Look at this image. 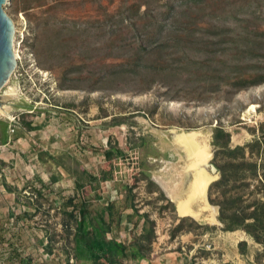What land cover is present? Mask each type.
Instances as JSON below:
<instances>
[{
	"label": "rangeland",
	"instance_id": "rangeland-1",
	"mask_svg": "<svg viewBox=\"0 0 264 264\" xmlns=\"http://www.w3.org/2000/svg\"><path fill=\"white\" fill-rule=\"evenodd\" d=\"M243 1L255 13L252 25L264 29V0H204L202 12L191 9L190 0H6L20 60L0 101L11 107L8 119L18 118L15 131H45L49 151L62 155L44 165L51 177L46 185L41 166L16 183L12 161L7 163L0 182L7 177L11 193L0 192V264H75L78 214L64 205L92 193L119 217L112 237L129 252L118 264H264L260 244L244 230L224 231L218 220L222 202L240 220L264 200V82L231 86L237 74L264 75V50L224 56L221 46L200 54L195 50L201 46L187 44L191 50L182 59L174 46L184 28H194L188 12L196 11L199 17L192 16L201 27L209 20L227 27L243 17L237 13ZM224 58L231 62L220 76L214 71ZM196 60L210 64L201 67ZM161 67L174 76H164ZM226 75L228 84L221 81ZM10 89L15 94L5 99ZM216 128L229 134L230 149L244 148L246 161L257 165L255 174L240 172L239 153L213 146ZM180 132L199 133L208 148L206 170L214 168L215 179L206 202L217 224L179 216L163 189L174 190L183 180L184 155L172 144ZM38 135L33 138L41 147ZM109 149L119 153L105 160ZM60 162L75 179L53 182L64 170L57 168ZM218 168H225L227 179L214 185ZM132 248L142 259L131 256Z\"/></svg>",
	"mask_w": 264,
	"mask_h": 264
},
{
	"label": "trees",
	"instance_id": "trees-1",
	"mask_svg": "<svg viewBox=\"0 0 264 264\" xmlns=\"http://www.w3.org/2000/svg\"><path fill=\"white\" fill-rule=\"evenodd\" d=\"M190 1L195 4L191 9H195L196 11L200 10L201 12L205 9L204 0ZM202 5L203 8L200 9ZM246 5L247 2L243 1L241 4V9L237 11V13H240L243 17H238L237 21L232 26L227 27L219 26L217 24L219 21L217 20H215V22L212 20H209L208 22L203 21L204 23H207V25L205 27H201V23H197L196 17L192 16V14H195L197 17H199V15L196 14V11L193 13L188 12L192 19V21L188 20V22H190L189 26H193L194 28H184L180 33L183 37L178 36L177 41L174 44L175 48L180 50L178 52L181 55L180 57L184 59L187 53L186 50H191L187 44L201 46L195 50L200 54L207 53L205 50L209 47L221 46L223 48L222 54L224 56H226L230 51H233L246 57V55L252 56L253 53L258 49H260V51L264 50V29H257L252 25L253 19H255L253 18L255 17V13L254 11L249 12L251 5H247V7ZM225 14L226 17L231 15L237 17L233 15V11H225L222 15ZM212 15L216 18L214 13H212ZM210 18L213 19L212 16H210ZM188 19H190V17ZM198 61L199 60L193 62L194 64H200L201 67L205 64L208 66L210 64L209 60L203 62ZM217 61L219 62L216 64H220V68H217V70L214 72L218 73L220 76L223 74V72L227 74L225 67H229L230 64L228 62H231V59L224 58ZM236 61L238 62L242 60ZM186 62L190 63V61ZM157 70L163 72L164 76H174L168 67H161V69L157 68ZM166 70L170 72H167ZM205 75L209 76L208 72H205ZM221 81H223L225 84H228L229 77L226 75L222 77ZM262 82H264V75H258L253 78L251 75L241 73L235 76V82L231 86H235L238 90H241L250 86L258 85ZM220 136L224 138V141L220 140ZM229 139L230 136L228 133H225L221 128H216L213 132L212 144L214 147L218 148L224 153H239L240 161L236 163V166L240 168V172L243 175L245 174V176L249 174L248 172L255 174L257 165L246 161L243 147H235L230 149ZM116 153H119V151H114L113 149L106 150L103 152L104 159L111 160ZM230 166L233 165L230 163ZM245 167L249 168L248 171L245 170ZM218 171L220 174V179L214 185H220L227 179L225 168H218ZM89 179L94 182L96 181L98 187L97 180L94 177L90 176ZM89 182L91 183V181ZM2 185L6 190H11V188L4 181ZM82 186L83 185H79L78 187L82 189ZM64 207L70 212L76 211L78 214V222L75 226L73 234V253L75 264H118L128 257L129 251H127V248L122 243L116 242L115 238L112 237L113 225H119V217H116L115 209L112 204H107L106 206L95 205V199L91 196H88L79 203H76L74 200L70 199L66 202ZM232 208L233 207L228 206L224 202L219 204L220 215L218 220L223 224V230H244L256 243L262 246L264 253V200L256 201L252 206V211L249 214L244 215V217H242L240 220L237 219L236 216L238 215V211L236 209L234 210V208L229 216H224L226 210ZM130 217L131 216H129V218ZM144 228L145 227H143V229ZM245 247L246 244L243 242L238 244V248L241 250V253L245 251Z\"/></svg>",
	"mask_w": 264,
	"mask_h": 264
},
{
	"label": "bare ground",
	"instance_id": "bare-ground-1",
	"mask_svg": "<svg viewBox=\"0 0 264 264\" xmlns=\"http://www.w3.org/2000/svg\"><path fill=\"white\" fill-rule=\"evenodd\" d=\"M13 53L17 64L20 56L14 43ZM9 91L4 94L5 99L15 94L13 89ZM9 111L10 107L3 104L0 115H8ZM172 144L184 155L183 180L176 189L163 187L164 191L175 202L179 216L217 224L215 209L206 202L207 189L215 176L212 171L206 170L210 153L203 137L197 132H180L173 135Z\"/></svg>",
	"mask_w": 264,
	"mask_h": 264
},
{
	"label": "crops",
	"instance_id": "crops-1",
	"mask_svg": "<svg viewBox=\"0 0 264 264\" xmlns=\"http://www.w3.org/2000/svg\"><path fill=\"white\" fill-rule=\"evenodd\" d=\"M11 106L16 107L15 104H10ZM11 109V107H10ZM30 109V107H29ZM32 109H30L31 111ZM10 112V111H9ZM37 113H41L40 111H37ZM48 113V111H47ZM33 125V124H31ZM8 115H0V177L5 176L6 174V165L10 161H12V165L14 168L12 169L13 175L12 177L18 178L15 179L14 182L18 183V181L22 179H28L30 178V174L32 173V169H34L37 166H41L43 173L40 176V180L43 184H47V181H50V173L44 172V165L49 166L50 164V159L53 161L59 162L60 160V155L62 153L55 152L52 153L49 151V147L51 146L49 142H45L44 140H47L44 136H46V132L43 130H37V129H32L29 130L28 132H22L20 130H16L14 134L10 135L8 131ZM40 134L37 137L42 141V146L36 145V140L33 138V134ZM46 143V144H45ZM49 146V147H48ZM64 155V153H63ZM58 167L57 168H63L64 170L60 171L59 175L53 176V182L56 183L59 181L61 178H64L65 176L75 179V177H72L69 172H67V168L63 163H57ZM45 166V167H46ZM61 168V169H62ZM65 173L67 175H65ZM45 176V177H44ZM85 177V176H84ZM79 178L77 179V182L80 183ZM6 181L5 183L8 185L9 179L5 177ZM84 183L88 182V179L84 178ZM94 182V181H93ZM96 185V181L94 182ZM3 181L0 182V192H8L9 190H6L3 187ZM14 194V193H13ZM92 198H94L93 193L90 195ZM95 199V198H94ZM95 205L99 206H106L104 204H100L96 201L95 199ZM133 249V248H132ZM131 256L134 257L135 259H142V257L139 255L138 251H135L134 249L131 250ZM144 259V258H143ZM142 261V260H141Z\"/></svg>",
	"mask_w": 264,
	"mask_h": 264
},
{
	"label": "water",
	"instance_id": "water-1",
	"mask_svg": "<svg viewBox=\"0 0 264 264\" xmlns=\"http://www.w3.org/2000/svg\"><path fill=\"white\" fill-rule=\"evenodd\" d=\"M6 0H0V91L8 82L16 67L13 53L14 26L12 20L5 13ZM3 103L0 101V108ZM214 171V168H211Z\"/></svg>",
	"mask_w": 264,
	"mask_h": 264
},
{
	"label": "built area",
	"instance_id": "built-area-1",
	"mask_svg": "<svg viewBox=\"0 0 264 264\" xmlns=\"http://www.w3.org/2000/svg\"><path fill=\"white\" fill-rule=\"evenodd\" d=\"M8 122H9L8 131L9 134L12 135L15 132V129L19 127L18 118L15 116H11L8 119Z\"/></svg>",
	"mask_w": 264,
	"mask_h": 264
}]
</instances>
